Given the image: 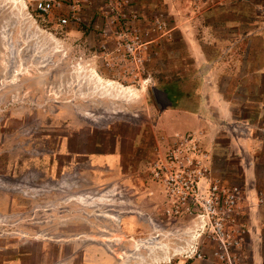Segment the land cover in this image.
<instances>
[{"label":"rangeland","instance_id":"obj_1","mask_svg":"<svg viewBox=\"0 0 264 264\" xmlns=\"http://www.w3.org/2000/svg\"><path fill=\"white\" fill-rule=\"evenodd\" d=\"M23 1H0V264H264V0ZM79 64L145 88L83 97Z\"/></svg>","mask_w":264,"mask_h":264},{"label":"bare ground","instance_id":"obj_2","mask_svg":"<svg viewBox=\"0 0 264 264\" xmlns=\"http://www.w3.org/2000/svg\"><path fill=\"white\" fill-rule=\"evenodd\" d=\"M2 3L10 4L12 8L17 11H24L26 10V4L23 0H0ZM26 13V12H25ZM28 21L31 25L35 22L31 16L27 14ZM37 32H41L42 34H46L45 37L49 38L52 42L59 45L58 39H56L53 35L47 34L45 31L41 30L38 26H36ZM48 39V40H49ZM59 47V46H58ZM75 71L77 73V77L80 79V82L84 83L86 86H89V90L87 91H80V94L85 96H93L97 95L99 98L107 97L109 99H115L118 101L130 102L138 99L141 96V93L144 86H141L138 89L133 86H126L122 85L114 80L103 78L94 68H87L84 65L79 64ZM89 91V92H88ZM88 92V93H87ZM164 258L169 259L168 249H164ZM175 252H178V249H174ZM155 260L158 259L157 257L154 258Z\"/></svg>","mask_w":264,"mask_h":264},{"label":"built area","instance_id":"obj_3","mask_svg":"<svg viewBox=\"0 0 264 264\" xmlns=\"http://www.w3.org/2000/svg\"><path fill=\"white\" fill-rule=\"evenodd\" d=\"M34 9L35 11L39 12L42 15L49 14L54 9V6L57 5L59 8H61V0H35L34 1ZM128 7V6H127ZM113 16V15H112ZM116 18L120 19L124 25V28H122L123 35L129 34L130 36L136 34V29L134 25H132L133 22V14L132 12L124 10L120 13H117ZM75 20L74 23L77 21H80L79 16L76 13H72L70 15H61L60 17L57 18V23L61 27H66L70 25V21ZM134 44L132 40L130 41H125L123 43V47L125 50L128 52L133 51L134 49ZM218 232L223 235V231L221 230L220 226H217ZM218 255V253H217ZM233 253L231 251H228L226 247L219 251V257L222 259L219 264H235L236 260L235 257H233Z\"/></svg>","mask_w":264,"mask_h":264},{"label":"crops","instance_id":"obj_4","mask_svg":"<svg viewBox=\"0 0 264 264\" xmlns=\"http://www.w3.org/2000/svg\"><path fill=\"white\" fill-rule=\"evenodd\" d=\"M195 54H196V60H200L201 59V54L198 52H195ZM166 111H172L171 109H169V110H166ZM223 116L225 115H227L228 113L227 112H222L221 113ZM184 115H186L187 117H188V115H191L192 117H195L196 116V114H192V113H186V114H184ZM190 116V117H191ZM191 117V119H193ZM98 161H101V162H106L107 164H110V163H112L113 161H114V155H108V156H104V157H102V156H100L99 158H98Z\"/></svg>","mask_w":264,"mask_h":264},{"label":"water","instance_id":"obj_5","mask_svg":"<svg viewBox=\"0 0 264 264\" xmlns=\"http://www.w3.org/2000/svg\"><path fill=\"white\" fill-rule=\"evenodd\" d=\"M170 104V102H168L166 105H164V106H167V105H169ZM164 106L163 107H160L161 109H163L164 108Z\"/></svg>","mask_w":264,"mask_h":264}]
</instances>
